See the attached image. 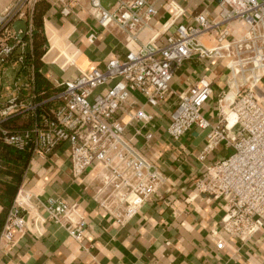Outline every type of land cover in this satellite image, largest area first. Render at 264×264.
<instances>
[{"label": "built area", "instance_id": "built-area-1", "mask_svg": "<svg viewBox=\"0 0 264 264\" xmlns=\"http://www.w3.org/2000/svg\"><path fill=\"white\" fill-rule=\"evenodd\" d=\"M39 0H14L0 11V65L13 53L16 40L11 23L24 19L27 32L33 26L28 4ZM62 18L72 12V3L80 0H45ZM91 17L105 29H117L124 34L125 54L111 58L100 67L81 72L73 79L55 81L53 106L38 113L37 104L8 99L0 108V140L32 156L46 157L61 143L69 144L71 174L81 175L97 166L91 198L116 224L129 221L164 183L166 176L137 147L133 137L125 135L126 124L117 114L127 110L130 96L139 92L149 106L158 105L169 90L174 68L192 56L216 59L225 63L226 94H233L219 121L211 124L202 114V107L212 92V82L199 77L185 91L170 114L166 131L177 140L190 127L208 129L203 153L221 142L230 144L233 152L225 159L209 164L197 190L223 199L224 215L221 230L242 242L251 239L264 226V108L255 98L254 86L264 73V0H219L212 18L202 14L191 24H179L165 43L159 45L152 32L151 20L158 0H87ZM241 21L246 29L239 36L231 32L230 24ZM215 32V43L203 42V37ZM93 41L94 34L88 36ZM73 63V54H70ZM19 61H23L20 55ZM105 90L95 92L98 87ZM223 98V97H222ZM32 112L31 127L10 131L4 123L23 110ZM130 119L140 123L137 133L146 129L152 115L144 108L127 110ZM234 121L229 126L228 116ZM236 128L234 135L230 130ZM143 130V131H142ZM151 130L144 131L150 140ZM37 221H51L64 227L75 240H81L86 230V218L78 203L61 197H47L29 206L17 201L8 211L0 240L14 241L16 232L31 231ZM218 246L223 241H218Z\"/></svg>", "mask_w": 264, "mask_h": 264}, {"label": "crops", "instance_id": "crops-1", "mask_svg": "<svg viewBox=\"0 0 264 264\" xmlns=\"http://www.w3.org/2000/svg\"><path fill=\"white\" fill-rule=\"evenodd\" d=\"M108 1L102 0L103 4ZM13 2L0 0V11ZM218 2L158 0L150 23L153 31L144 33L142 39L153 37L154 30L163 27L161 32H155L156 42L162 45L177 25L193 23L195 15L215 16ZM71 6L73 12L66 18L60 17L51 5L44 13L42 32L47 46L38 69L25 58L31 50V33L19 41L11 25V32L20 43L0 65V108L17 96L19 101L37 104L38 113H45L53 106L50 98L55 92V81L73 79L81 72L102 66L108 59L124 56L121 31L101 27L89 14L87 0ZM229 26L234 36L246 29L241 21ZM90 34H94L92 42L88 39ZM214 35L213 31L208 33L203 42L213 45ZM70 54H73V63L69 62L72 61ZM20 55L23 61H19ZM226 75L224 61L192 56L174 68L169 90L158 105L149 106L139 92L131 93L127 110L144 108L152 115L145 127L152 131V138L144 137L146 129L137 133L140 123L130 119L126 106L117 118L126 124L125 135L134 138L137 147L159 167L166 179L123 225L106 216L91 198L96 165L77 177L72 176L68 142L61 143L46 157L31 156L21 172L1 169L0 234L8 211L17 201H23L27 207L47 197L77 202L87 225L84 237L75 240L64 227L51 221H37L31 231L16 232L12 243L7 245L0 240V264H264V226L245 242L230 237L220 227L223 199L197 190V182L204 179L207 166L225 159L233 148L221 142L203 153L208 129L198 126L190 127L177 140L166 131L179 93L202 76L212 82V92L202 107V114L211 124L217 123L232 100L230 94L224 96ZM103 90L105 87L101 86L95 92ZM254 93L264 108V73L255 84ZM33 122L32 112L24 109L6 121L4 127L18 131L31 127ZM235 132L236 128L230 130L231 135ZM219 240L223 241L221 247L217 244Z\"/></svg>", "mask_w": 264, "mask_h": 264}, {"label": "trees", "instance_id": "trees-1", "mask_svg": "<svg viewBox=\"0 0 264 264\" xmlns=\"http://www.w3.org/2000/svg\"><path fill=\"white\" fill-rule=\"evenodd\" d=\"M49 6V3L45 0H39L33 5L28 4L27 6L26 12L31 14L33 29L31 32V50L25 58L28 64H34L35 69H38L41 65L40 57L46 51L47 43L42 32V17ZM31 156L29 151H19L0 140V170L4 168L7 171L20 170L21 172L28 164ZM18 179H20V176Z\"/></svg>", "mask_w": 264, "mask_h": 264}, {"label": "water", "instance_id": "water-1", "mask_svg": "<svg viewBox=\"0 0 264 264\" xmlns=\"http://www.w3.org/2000/svg\"><path fill=\"white\" fill-rule=\"evenodd\" d=\"M11 25L15 31L16 38L19 41L22 40L27 32L26 21L23 19H17L12 21Z\"/></svg>", "mask_w": 264, "mask_h": 264}, {"label": "bare ground", "instance_id": "bare-ground-1", "mask_svg": "<svg viewBox=\"0 0 264 264\" xmlns=\"http://www.w3.org/2000/svg\"><path fill=\"white\" fill-rule=\"evenodd\" d=\"M231 96H233V94L229 93ZM228 113V112H227ZM228 121H229V126H231L233 124L234 121V116L233 114H229L228 116Z\"/></svg>", "mask_w": 264, "mask_h": 264}, {"label": "rangeland", "instance_id": "rangeland-1", "mask_svg": "<svg viewBox=\"0 0 264 264\" xmlns=\"http://www.w3.org/2000/svg\"><path fill=\"white\" fill-rule=\"evenodd\" d=\"M65 50V49H64ZM226 113L228 112V109H227V107H225L224 109H223Z\"/></svg>", "mask_w": 264, "mask_h": 264}]
</instances>
